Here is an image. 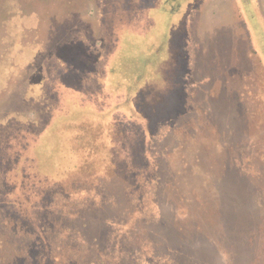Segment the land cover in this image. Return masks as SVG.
I'll list each match as a JSON object with an SVG mask.
<instances>
[{
    "label": "rangeland",
    "instance_id": "obj_1",
    "mask_svg": "<svg viewBox=\"0 0 264 264\" xmlns=\"http://www.w3.org/2000/svg\"><path fill=\"white\" fill-rule=\"evenodd\" d=\"M106 1L116 7L114 14ZM70 41L81 43L79 56L93 60L89 65L77 59L79 47L63 48ZM75 66L79 89L89 93L84 96L90 102L76 103L65 89L66 120L78 124L71 107L83 106L82 111L92 104L103 120L118 126L109 145L98 126L82 125L85 133L75 144L84 152L79 168L54 174L53 168L40 167L46 175L66 176L59 187L72 193L64 201L83 212L96 193L113 199L114 207L96 206L69 224L86 248L82 259L115 264L114 256L132 258L134 251L141 253L135 264H264V0H0V125L12 120L40 130L55 107L58 74ZM176 77L184 89L173 109L186 117L167 126L172 138L166 141L160 139L165 124L155 125L164 130L147 146L144 101H160ZM102 88L112 95L102 97ZM61 121L55 118L53 124ZM147 148L160 163L156 195L162 224H142L129 202L133 197L134 206H148L146 186H134L147 177L135 167L154 165ZM235 195L238 215L227 211ZM245 213L252 218L245 220ZM2 214L0 264H12L24 246L16 249L8 238L7 226L16 218L6 209ZM99 218L110 222L103 230L109 235L119 227L120 235L113 237L118 253H99L107 245L103 232L93 229ZM225 225L230 229L223 231ZM31 249L38 252L39 246Z\"/></svg>",
    "mask_w": 264,
    "mask_h": 264
},
{
    "label": "trees",
    "instance_id": "obj_2",
    "mask_svg": "<svg viewBox=\"0 0 264 264\" xmlns=\"http://www.w3.org/2000/svg\"><path fill=\"white\" fill-rule=\"evenodd\" d=\"M111 2L112 1H106L105 3L107 4L108 9H110L111 14H114V12H116V7H114ZM110 29L112 33L116 34V32H114L115 28L111 25ZM117 37L119 38V33H117ZM68 45H72L73 48L79 47L77 59H81L80 57H82L83 60L84 56H79L81 52L80 48L83 47L81 43L70 41L67 42L63 48L67 49ZM63 48H61V50H64ZM175 59L176 58H171L170 61ZM92 61L93 60H87L84 61L85 63L83 64L87 66ZM74 64H76V62H74ZM80 73L79 68L75 66L69 69H64L58 74L57 79L61 82L58 83V86L55 87L54 90L55 107L51 112L49 120L40 130L30 129L31 125L28 122L19 123L9 120L5 125H0V217H4L2 213L3 209H6V212L10 213L9 218L10 216H13L17 219H15L16 222L14 224L7 226L9 231L8 238L12 240L16 249L18 244L20 245L23 243L24 246L22 250L17 249L15 262L12 264H95L93 263L92 258L83 257L82 259V255H85L86 248L80 247L81 244L79 241H81V239L74 232L75 229H73V226H71V228L69 224L73 221L79 220V216L80 219L81 217L84 219L86 214H89L90 211H95L96 206H105V208L114 207L113 199L105 197L104 194L102 195L96 193L95 196L93 195L92 204L86 206L85 212H83L82 206H73L72 204H68L64 201L70 197L72 193L64 192L62 188L59 187V183L62 179L66 178V176H62V178L59 176L52 177L49 176V174H44V172L40 169L41 166L47 165L49 166V169L53 168L55 174L58 170L63 171L65 169L69 172L79 168L84 152H82V148L79 150L75 149V144H78L83 138V134L85 133V128L82 127L83 124L98 126L101 129L102 138H107L109 140V145L112 144L114 135L118 132V126H116L117 122H106L108 117L103 120L104 116L101 114V111L96 107V105L91 104L90 108H84L86 110L88 109V116L83 114L84 109L82 111L80 110L83 106H72L71 110H69V114L75 116V119H77L78 124L76 125L74 124V121L68 122L66 120L67 118L64 117V112L67 111V105L64 102L63 95V91H66L65 89H69L73 92V98H77L76 103L80 102L81 104H86L90 102V100H86L84 96L89 93L85 91L81 92V89H79V87H82L81 78L78 76ZM179 78L180 77H176L173 84L168 85V88L163 93L160 101L154 104H147L146 99L144 101L143 106L147 107V114L145 113V119L147 120L145 122L146 126L142 127L144 129L147 128V131L144 129L142 131L147 133V138L149 139L147 141V146L149 141L151 143L156 141V137L154 135L161 133L159 135L161 136L162 131L166 129L167 126L174 127L181 120V117H186V113L184 114L182 111L175 113V110L173 109V105L177 99V93L180 90L183 91L184 89V84ZM66 79H68V81ZM101 93L104 94L102 97L112 95L105 93L104 88L100 90V94ZM59 117L62 118L61 122L64 124H59V126L56 127L53 122H55V118L58 119ZM85 119L90 121H87L88 123H82V120ZM139 119L140 117L135 120ZM163 124H165V127L162 131L161 129L157 131L158 128H154L155 125L161 126ZM168 127V130L166 129L167 131L160 138L162 141L172 138V136H170L172 135V130ZM52 134L56 135L54 136ZM138 136L142 138L140 133H138ZM15 144H18L17 148H15ZM51 148L55 149V158H53V155L51 156V153L49 154ZM149 150L150 148H147V160L150 158L155 159V165L157 164L158 157L150 156ZM122 152L124 151L122 150ZM41 161H43V163ZM148 163L149 161L139 167L136 166L134 170V172L142 171L143 173H146L147 171V177H143L141 180V182H144V185H140V182L137 181L140 180L139 175L134 174V176L139 177L135 181L134 186H137L136 190L146 186L148 206H145L144 208L134 206L135 201L133 200H135V198L132 197L131 201H129L130 207H134L135 209L133 214L140 215L142 224H162V210L158 207L156 195L157 184L160 181V172L159 174L157 172L159 168L158 165H160V163L155 167L156 173L153 169L154 165L150 167ZM55 166L57 168H55ZM38 171H40L41 174H39ZM13 175L14 178L11 180ZM218 186H220V184L217 180L215 187ZM136 190L135 192H138ZM14 193L17 194L16 197L20 195V201L14 196ZM32 196H35L34 201L32 200ZM144 196L145 194H143V201ZM236 196L237 195H235L234 200L231 198L232 200L229 201L230 206H235V201L238 202V198H236ZM9 198L15 200L9 201L7 200ZM23 199L25 201V205L28 206L27 209H22L25 206L21 205V201ZM138 199L142 201V197ZM170 204L171 206L173 205L171 202ZM19 205L21 206L19 207ZM233 206L229 207L227 211L230 213L235 211L234 214L236 215L240 214L241 212L236 213V208H233ZM148 207H150V212L145 211ZM255 208H258V206H255ZM152 212L153 216H151ZM234 214H231V216L233 217ZM250 218H252V216L245 213V220ZM50 221H53L54 225H51ZM4 223V225H6V222ZM235 223L240 225L242 221L237 220ZM100 224L101 228L99 229L98 226ZM106 225L110 226V222L103 221L99 218L96 225L93 227V229L95 228L94 230H96L97 234H100V230L103 232L101 240L104 244L107 243L104 249L100 248L99 253L107 251L109 254H116L118 253L117 243H115L113 237L116 238V234L120 235L119 227L116 228V231L113 230L111 236L109 235V232L103 231ZM227 228L230 229V226L225 225L223 227V231L227 230ZM234 229H238V227H234ZM125 238L123 237V239ZM181 242L182 241L174 243L176 248L173 250V253L175 252L176 254L178 248H181ZM86 243L89 245L88 241ZM37 245L39 246L38 252H33L31 246L36 247ZM47 245L49 246V249H46ZM133 253L134 257L132 258H124L120 260V254H118L117 257L114 256V258H111L114 262L115 259L117 260L115 264H135L134 260H137L135 257L141 253H136L134 251ZM150 263L152 264V261ZM181 264H183V262ZM188 264H196V262L194 260H189Z\"/></svg>",
    "mask_w": 264,
    "mask_h": 264
}]
</instances>
